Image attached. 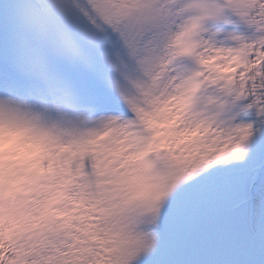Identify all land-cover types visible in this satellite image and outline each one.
Instances as JSON below:
<instances>
[{"label": "snow or ice", "instance_id": "snow-or-ice-1", "mask_svg": "<svg viewBox=\"0 0 264 264\" xmlns=\"http://www.w3.org/2000/svg\"><path fill=\"white\" fill-rule=\"evenodd\" d=\"M0 264H264V0H0Z\"/></svg>", "mask_w": 264, "mask_h": 264}]
</instances>
